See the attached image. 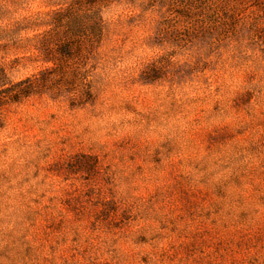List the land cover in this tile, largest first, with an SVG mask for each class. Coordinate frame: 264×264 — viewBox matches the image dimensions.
I'll use <instances>...</instances> for the list:
<instances>
[{"label":"rangeland","instance_id":"374dc122","mask_svg":"<svg viewBox=\"0 0 264 264\" xmlns=\"http://www.w3.org/2000/svg\"><path fill=\"white\" fill-rule=\"evenodd\" d=\"M67 1L0 0V90L54 69L0 104V264H264V0L226 33L113 0L62 73Z\"/></svg>","mask_w":264,"mask_h":264},{"label":"trees","instance_id":"16d2710c","mask_svg":"<svg viewBox=\"0 0 264 264\" xmlns=\"http://www.w3.org/2000/svg\"><path fill=\"white\" fill-rule=\"evenodd\" d=\"M113 0H69L66 5L56 11L50 21L51 28L43 34L41 47L47 60L59 64L60 72L64 73L69 66L70 59H74L75 47L82 51L84 46L88 52L99 44L105 32L102 7ZM164 0H149V5ZM170 15L164 20L166 28H173L177 23L184 22L190 31L199 28L205 32L218 30L226 33L230 28L235 29V24L243 18L247 8V0H169ZM241 6V7H240ZM88 58V55H85ZM57 69V68H56ZM55 69V70H56ZM54 69L46 68L40 76L28 77L9 87L0 90V104L17 102L28 97L35 91H41L48 84V72ZM87 77L82 73L80 66H74L72 77L69 79H82ZM90 95L89 90H84L81 98Z\"/></svg>","mask_w":264,"mask_h":264}]
</instances>
